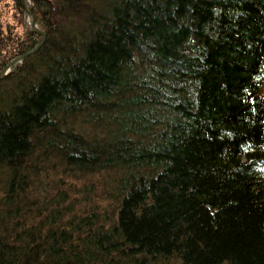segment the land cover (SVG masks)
Returning a JSON list of instances; mask_svg holds the SVG:
<instances>
[{
    "label": "trees",
    "instance_id": "1",
    "mask_svg": "<svg viewBox=\"0 0 264 264\" xmlns=\"http://www.w3.org/2000/svg\"><path fill=\"white\" fill-rule=\"evenodd\" d=\"M28 2L0 264H264V0Z\"/></svg>",
    "mask_w": 264,
    "mask_h": 264
},
{
    "label": "rangeland",
    "instance_id": "2",
    "mask_svg": "<svg viewBox=\"0 0 264 264\" xmlns=\"http://www.w3.org/2000/svg\"><path fill=\"white\" fill-rule=\"evenodd\" d=\"M28 0H26V3ZM29 4L27 3V6ZM9 27L12 31L22 33L31 29L29 24V18L25 14L22 18H18L15 15L14 3L12 0H0V31L3 32L6 27ZM37 29L38 26H36Z\"/></svg>",
    "mask_w": 264,
    "mask_h": 264
},
{
    "label": "water",
    "instance_id": "3",
    "mask_svg": "<svg viewBox=\"0 0 264 264\" xmlns=\"http://www.w3.org/2000/svg\"><path fill=\"white\" fill-rule=\"evenodd\" d=\"M21 3H22V8L24 9L25 14L29 18V24H30L32 31L39 33L41 38H40L39 42L36 45H34L30 50H27L25 53L13 58L8 63H6L0 70V77L5 75L9 71V68L11 67V65L19 62L23 56L28 54L30 51H33L34 49H36L41 44L43 36H44V32L42 30H39L36 28L34 16L32 15L30 9H28L27 3L24 0H21Z\"/></svg>",
    "mask_w": 264,
    "mask_h": 264
},
{
    "label": "bare ground",
    "instance_id": "4",
    "mask_svg": "<svg viewBox=\"0 0 264 264\" xmlns=\"http://www.w3.org/2000/svg\"><path fill=\"white\" fill-rule=\"evenodd\" d=\"M25 2H26V0H24ZM28 4H29V2H27ZM28 9H30V11H31V7H30V4L28 5ZM31 13H32V11H31ZM33 15V14H32Z\"/></svg>",
    "mask_w": 264,
    "mask_h": 264
}]
</instances>
